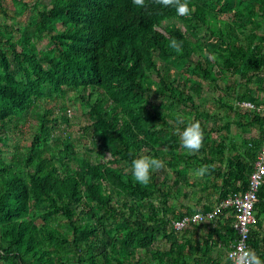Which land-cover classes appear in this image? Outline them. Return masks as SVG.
I'll return each instance as SVG.
<instances>
[{
  "label": "trees",
  "instance_id": "1",
  "mask_svg": "<svg viewBox=\"0 0 264 264\" xmlns=\"http://www.w3.org/2000/svg\"><path fill=\"white\" fill-rule=\"evenodd\" d=\"M11 3L0 0V264H231L211 254L238 238L232 206L174 222L249 187L264 145L249 96L264 0H187L188 16L155 0ZM194 121L203 146L191 153L178 130ZM139 155L164 164L147 185L132 176ZM255 216L249 245L264 262V184Z\"/></svg>",
  "mask_w": 264,
  "mask_h": 264
},
{
  "label": "clouds",
  "instance_id": "2",
  "mask_svg": "<svg viewBox=\"0 0 264 264\" xmlns=\"http://www.w3.org/2000/svg\"><path fill=\"white\" fill-rule=\"evenodd\" d=\"M133 4L137 7H145V0H132ZM156 3L164 7H175L176 13L179 16H188L190 14V8L187 0H155ZM168 47L174 50L176 53L182 52V44L176 39H171ZM210 60L214 59L213 55H209ZM176 121L178 124H184V118L182 115H176ZM179 139L182 147L187 149L191 153H195L203 146V130L199 121L188 123L182 131L178 130ZM133 155L132 153H129ZM164 167L163 161L150 157L147 155L135 156L131 162V172L134 180L141 184L147 185L151 179L152 171L159 170ZM209 170V166H201L197 172V176H203ZM233 260V264H264L260 257L252 250L238 249L237 254L230 257Z\"/></svg>",
  "mask_w": 264,
  "mask_h": 264
},
{
  "label": "built area",
  "instance_id": "3",
  "mask_svg": "<svg viewBox=\"0 0 264 264\" xmlns=\"http://www.w3.org/2000/svg\"><path fill=\"white\" fill-rule=\"evenodd\" d=\"M246 105L253 106L254 104L245 102ZM264 184V145L259 152L255 161L254 169L249 180V187L244 192L235 193L227 198L223 203L208 211H197L193 214H188L174 222L175 228L179 230L185 229L190 224L208 221L216 218L222 208L232 206L235 210L236 220L234 228L237 231L238 238L231 244L227 256L230 258L237 254L238 249L251 250L249 245L250 233L253 224L255 223V205L258 199V191Z\"/></svg>",
  "mask_w": 264,
  "mask_h": 264
},
{
  "label": "crops",
  "instance_id": "4",
  "mask_svg": "<svg viewBox=\"0 0 264 264\" xmlns=\"http://www.w3.org/2000/svg\"><path fill=\"white\" fill-rule=\"evenodd\" d=\"M235 79L238 80V82L240 81L241 82V78L239 76H234L233 78H231V75L228 76V80L229 82H231ZM246 82V80L244 81ZM247 87H249L248 85H244V89L246 90ZM250 92H249V96H250V99L254 100V103L257 105L256 107L259 109V110H262V108H264V71H262L260 73L259 76L257 77H253L252 79V82L250 84ZM264 112V110H262ZM250 125L252 127H250ZM249 125V128L247 129L250 133L249 134H255L257 132V126H253L252 124ZM256 218V216H255ZM263 229L264 230V221H263ZM191 228V227H189ZM204 232V231H202ZM199 232H196L195 234V237L196 239H199ZM192 235V231H188L187 234H186V238L188 237H191ZM212 262H214L215 260H228V256L226 254V251L224 249L221 248V242L218 243L217 247H214L213 248V251H212ZM214 264V263H212Z\"/></svg>",
  "mask_w": 264,
  "mask_h": 264
},
{
  "label": "rangeland",
  "instance_id": "5",
  "mask_svg": "<svg viewBox=\"0 0 264 264\" xmlns=\"http://www.w3.org/2000/svg\"><path fill=\"white\" fill-rule=\"evenodd\" d=\"M5 5L11 7L12 6L11 0H5ZM69 116L71 117L70 124H72V127L75 130V133L81 132L79 129V126L82 122H84V115L78 104L73 105V107L69 109ZM28 129L29 127L27 126L26 130ZM23 141H25V136H23Z\"/></svg>",
  "mask_w": 264,
  "mask_h": 264
}]
</instances>
